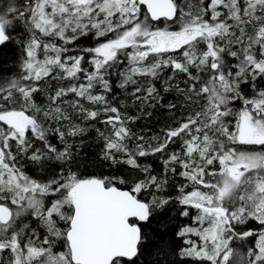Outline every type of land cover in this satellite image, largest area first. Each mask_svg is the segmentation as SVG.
Segmentation results:
<instances>
[{"label":"snow or ice","instance_id":"snow-or-ice-1","mask_svg":"<svg viewBox=\"0 0 264 264\" xmlns=\"http://www.w3.org/2000/svg\"><path fill=\"white\" fill-rule=\"evenodd\" d=\"M12 43L19 70L0 77V264H137L148 240L142 225L170 203L151 191L168 186V173L185 181L179 214L196 213L176 233L187 237L180 257L264 264V88L256 87L264 80V0H3L0 48ZM114 76L147 104L163 101L159 82L191 111L146 141L128 127L138 117L109 100ZM249 83L252 95L242 89ZM93 130L100 160L127 166V175L73 170L69 138ZM177 141L164 176L141 165ZM52 160L61 167L47 177ZM250 237L254 246L238 253L235 242Z\"/></svg>","mask_w":264,"mask_h":264},{"label":"trees","instance_id":"trees-1","mask_svg":"<svg viewBox=\"0 0 264 264\" xmlns=\"http://www.w3.org/2000/svg\"><path fill=\"white\" fill-rule=\"evenodd\" d=\"M188 2V0H185ZM3 3V0H0ZM195 4L196 0H191ZM16 35L24 36L22 28ZM81 46H91L90 41L81 40ZM21 49L12 43L7 47L0 48V77H10L18 72L19 58ZM170 74V70H165V77ZM114 93L109 95V100L120 108L121 114L126 116L138 117L134 121H129L128 127L136 136H144L146 141L155 136H162L164 131L170 127H175L178 122L183 119L187 112L191 111V107H182L184 105V98L176 91L164 93L159 82L156 86L160 89L161 95L164 97L161 103L147 104L136 100L132 95L134 86H127L124 89L118 87L119 79L113 77ZM177 82L181 77H177ZM146 80H141L140 84L143 87L146 85ZM67 86V82L59 85L53 84V87ZM184 85L181 83L180 87ZM256 87L264 88V80H257ZM242 89L246 95H252L251 84L242 85ZM169 103L176 104V108L169 110L167 105ZM99 126V125H98ZM70 142L74 144L73 151L77 153L76 163L73 165V170H78L83 175H105V176H121L127 175L129 169L127 166L119 165L111 166L110 162L100 160V152L103 147V142L99 140L96 132L89 131L84 136L69 138ZM54 143L56 141H53ZM155 143V141H152ZM135 144L136 141L130 142ZM40 147L39 144H37ZM180 148V141L170 145L168 151L163 155L157 154L155 156L144 157L140 159L141 165H151L153 174L157 176H164L163 160L167 155L178 151ZM26 166L32 175L40 174L39 166L25 162ZM78 165V167H77ZM60 163L52 160L45 163L47 177L55 176L60 170ZM168 186L162 191L152 189L158 197L168 199L171 198L170 203L161 210L150 223L142 225V231L147 235L148 240L145 245H142V254L137 258V264H188L189 258H182L178 255L179 249L186 247L185 238L176 235L185 225L193 223L192 216L195 210H192V215L183 217L179 214L182 206L175 203V198L179 195L178 185L185 181L178 175L167 174ZM147 198V194H145ZM248 228L258 230V225L255 222H249ZM241 230V229H238ZM246 230V229H244ZM255 243L254 238L246 240H238L233 245L236 251L240 254L246 253L247 249L253 247ZM162 247L168 252L166 257H158L157 249ZM7 258V254H5Z\"/></svg>","mask_w":264,"mask_h":264},{"label":"rangeland","instance_id":"rangeland-1","mask_svg":"<svg viewBox=\"0 0 264 264\" xmlns=\"http://www.w3.org/2000/svg\"><path fill=\"white\" fill-rule=\"evenodd\" d=\"M186 238H187V237H185V239H186ZM191 238H192V239H196V237H194V236H193V237H191Z\"/></svg>","mask_w":264,"mask_h":264}]
</instances>
